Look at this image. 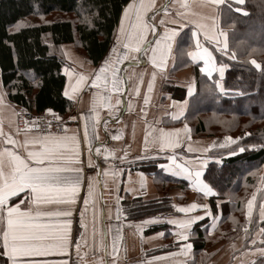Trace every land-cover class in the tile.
I'll use <instances>...</instances> for the list:
<instances>
[{"label":"crops","instance_id":"0c3cea01","mask_svg":"<svg viewBox=\"0 0 264 264\" xmlns=\"http://www.w3.org/2000/svg\"><path fill=\"white\" fill-rule=\"evenodd\" d=\"M225 2L226 0H221L219 4L212 0H131L128 5L134 4L136 7L129 9L127 13L125 9L128 5L123 9L114 40L96 66L88 61L76 44L61 45L62 55L67 62L63 74L66 76L64 93L67 88L68 95L64 94V97L73 102L74 106L70 113L61 116L67 122V130L63 134L19 130L17 119L23 109L9 101L3 88L0 69V96L3 98L0 103V153L4 154L5 173L11 170L7 152L20 155L30 166H36L35 161L27 158L28 152L43 151L45 145L24 143L34 136L41 139L49 136L61 141L64 147L59 151L75 156L69 166L81 169L80 186L70 209L71 216L68 217L71 220L68 225L70 247H65L62 251L53 248L47 255L33 259L42 264H113L114 261L115 264H189L194 258V246L191 242L194 228L208 220V233L215 232L221 218V208H216L215 214L211 199L217 193L212 188L213 192L206 194L196 180L195 172L201 171L200 182L208 184L204 180V174L208 164L213 161L210 152L233 145L238 140L221 147L215 145L218 138L192 136L186 123V112L189 99L196 91V79L193 68H186V57L208 77L216 74L219 82L224 78L226 67L216 63L212 49L218 52L228 49V40L220 28L219 15L220 7ZM142 4L144 7H140ZM140 23L149 25L145 29L143 50L130 53L135 59L120 62L128 51L123 45L134 43V26ZM174 29L176 34L173 36ZM187 29H192V35L194 32L196 35L192 37L194 47L186 56ZM153 48L156 49L155 54L152 52ZM105 61H108L107 87L104 73H100L101 78L94 86L92 79ZM176 66L181 69L176 71ZM113 68L118 70L116 75L120 77V91H116L112 85ZM80 76H84L85 80L79 81ZM73 86H76L75 92L72 91ZM145 96L148 97L147 101ZM101 97L104 98L105 105L111 104V109L101 106ZM117 100L120 101L119 104L116 103ZM94 105L96 111L93 115ZM96 120L99 123H94ZM161 132L171 134L176 146L165 145L161 148L158 143H154ZM116 136L119 139L113 138ZM219 138L229 140L231 137ZM9 139L13 142L9 143ZM47 146L51 147V144ZM188 153L192 154L191 157ZM170 156L174 157L175 163L168 159ZM120 157H124L123 162ZM44 163L64 166L68 162L56 160ZM177 164L186 165L191 170L192 178H189L187 171L174 175L173 172L179 171ZM162 165L170 170L164 171ZM146 168H150L151 172L146 171ZM113 170H117L115 183L111 175ZM89 177L93 185L92 196L89 195ZM173 179L180 183L175 184ZM51 195L54 200H58L64 193L54 192ZM85 198H88L87 205ZM34 200L35 195L29 189H24L9 197L6 204L18 205L22 212L32 211L33 215L36 211L65 210L63 204H36L32 202ZM134 200H141L143 206ZM193 202L206 204L218 219L205 215L203 208L189 213L178 211V208ZM222 202L219 200L217 206ZM117 205L120 209L119 219ZM144 208L151 213L144 214ZM191 215H204V219L188 229L191 234L185 241L177 235L181 229L168 221ZM153 218L157 222L145 223ZM64 219L63 216H40L26 220L25 223L33 226L34 231L47 232L62 228ZM4 226L5 223L0 222V229ZM0 237L2 238V231ZM241 242L242 240H238L234 243L207 245L206 251L209 254L215 252L209 264H251L262 255L257 250L240 252ZM187 244H191L190 249L185 247Z\"/></svg>","mask_w":264,"mask_h":264},{"label":"trees","instance_id":"16d2710c","mask_svg":"<svg viewBox=\"0 0 264 264\" xmlns=\"http://www.w3.org/2000/svg\"><path fill=\"white\" fill-rule=\"evenodd\" d=\"M130 1L0 0V69L9 101L33 114L56 112L63 117L70 113L74 106L64 97L67 62L61 45L76 44L90 63L98 65ZM219 15L228 49L222 54L212 49V53L216 63L226 67L225 76L221 82L216 74L208 77L186 57V68H193L196 79L186 123L194 138L240 139L209 154L213 161L204 180L217 193L211 205L215 214L221 208V218L213 234L208 233V220L194 228V258L189 264H209L215 252L209 254L207 245L236 242L240 236L241 251L264 249L260 232L264 229V187L259 186L264 177V0H226ZM192 37V29H187L186 56L194 47ZM240 147L245 150L239 151ZM146 171L151 172L150 168ZM252 195L256 199L247 221ZM219 200L223 202L217 206ZM143 213L151 211L144 208ZM251 264H264V255Z\"/></svg>","mask_w":264,"mask_h":264},{"label":"snow or ice","instance_id":"6c2138e0","mask_svg":"<svg viewBox=\"0 0 264 264\" xmlns=\"http://www.w3.org/2000/svg\"><path fill=\"white\" fill-rule=\"evenodd\" d=\"M213 3L219 4L221 0H212ZM136 7L134 4H129L128 8L125 9V13L128 12L129 9ZM140 7H144L142 4ZM166 10V9H165ZM177 15H180L177 13ZM139 18V14H138ZM164 21L162 20L161 23ZM136 28V37L134 43H125L123 45L126 51L125 55L120 59V62H123L124 59H135L134 56H131L130 53L138 52L143 50L142 44L145 39V29L149 28V25L146 23H140L134 26ZM176 34V30L174 29L172 35ZM195 36L196 33L194 32ZM223 35V33H221ZM159 44V41H157ZM199 47V44H197ZM226 47V44H225ZM207 53V49L204 50ZM153 54H155L156 49H152ZM193 58H195L194 54ZM210 55V54H209ZM155 63V59L153 60ZM253 63H255L253 61ZM107 64L108 61H105L103 65L99 68L98 72L95 75V78L92 79V84L94 86L97 85V82L100 80V73L105 74V87H107L108 79H107ZM259 68V65H257ZM117 69L113 68L112 70V85L116 91H120V77L116 75ZM204 71V69H202ZM155 75V74H153ZM85 77L80 76L79 81H84ZM78 81V83H79ZM151 82H149V87L151 88ZM72 91H76V86L72 87ZM68 95V90L66 88L65 93ZM71 99V97H69ZM101 106H107L111 109V104L107 103L106 105L103 103L104 98L101 97ZM110 99V98H109ZM148 100V97L145 96V101ZM3 102L2 96H0V103ZM117 104L120 103L119 100L116 101ZM47 111H51L50 109ZM93 115L95 114L96 108L95 105L93 107ZM111 115V112L109 113ZM75 119V117H73ZM87 119V118H86ZM94 123H99L98 120L94 121ZM38 127V126H37ZM187 127V126H185ZM177 132L179 130H176ZM2 134V132H0ZM245 135H248L245 133ZM87 137V132H86ZM114 139H119V136L113 137ZM233 143L240 138H228ZM147 141V136H146ZM9 143H12V140H8ZM154 143H158L161 148L165 145L169 147H175L176 144L171 138V134H165L161 132V134L155 138ZM25 144L33 143V144H42L45 145L43 151H29L28 159L31 161H35L36 166H30L25 162L20 155H17L13 152H7L9 157V161L11 164V170L6 174L4 171L5 164L3 160V153H0V222H4L5 226L0 229L2 231V247H0V260L3 261V264H42V262L33 259V257L47 255L49 251L53 248L57 250H63L65 247H70L71 241L69 239V229L68 225H70L71 220L68 217L71 216V206L75 201L78 188L80 186V172L81 169L77 167H70L72 160L75 158L74 154L69 156L68 154L59 151V149L64 147V144L59 140H53L51 137L46 136L43 139L39 136H34L31 140L26 139L24 141ZM51 144V147L47 145ZM250 147H255L254 145ZM243 147L239 148V151H244ZM7 151V150H6ZM99 154V149L97 150ZM233 154V153H229ZM114 155V153H113ZM138 159H144L146 157H137ZM123 162L124 157H120ZM170 161L175 163L174 157H168ZM56 160H64L68 163L64 166H58L54 163L45 164V161H56ZM91 163V161H89ZM164 171H169L170 169L161 166ZM178 172H173L174 175L182 174L187 171L189 178H192L191 170L187 168L186 165L177 164ZM71 173H75V175H71ZM105 174H108V170H105ZM201 171L195 172V178L198 183L201 184V188L206 192V194H211L213 192L212 187L208 184L200 182L199 178L201 176ZM113 177V183H115V176L117 175V170H113L111 173ZM89 195H94L93 185L91 182V178L89 177ZM29 189L31 194L35 195V200L32 201L36 204H52L58 203L65 205L64 211L51 212V211H36L33 215L32 211L22 212L18 205H8L6 201L9 197L17 195L18 192ZM64 193V196L58 200H54L52 197V193ZM85 204H88V198H85ZM252 201L249 200V207H251ZM264 207V206H262ZM198 208L205 209V215L212 216V218L218 219L215 215L211 213L208 206L206 204H197L195 202L178 208V211L189 213L194 212ZM117 219L120 218V209L117 205ZM63 216L65 217L63 221V227L57 229L56 231H47L40 232L34 231L33 226L26 224V220L34 219L35 217L40 216ZM262 219H264V213H262ZM204 219V215H191L187 216L183 219H169L170 224H175L178 229H181L177 233L180 239L185 241L188 240L189 235L191 234L188 229L191 228L198 221H202ZM157 222L155 218L145 221V223H155ZM207 231V229H206ZM261 234H264V229L260 230ZM255 243V241H252ZM187 248H191V244L185 245ZM77 248L79 249V244H77ZM115 248V245H114ZM262 255H264V249H257ZM67 264V262H64ZM115 264V261L113 262Z\"/></svg>","mask_w":264,"mask_h":264},{"label":"built area","instance_id":"2783aa9c","mask_svg":"<svg viewBox=\"0 0 264 264\" xmlns=\"http://www.w3.org/2000/svg\"><path fill=\"white\" fill-rule=\"evenodd\" d=\"M17 125L21 131H38L41 134H63L67 130V122L56 112L43 114L22 112Z\"/></svg>","mask_w":264,"mask_h":264},{"label":"rangeland","instance_id":"374dc122","mask_svg":"<svg viewBox=\"0 0 264 264\" xmlns=\"http://www.w3.org/2000/svg\"><path fill=\"white\" fill-rule=\"evenodd\" d=\"M225 52V51H224ZM224 52H222V51H219V53L220 54H222V53H224ZM224 138L225 137H228V136H223ZM216 138H218L216 141H217V143H215V145L217 146V144H218V146H223V145H228V144H230V141L231 140H222V138H219V137H216ZM214 147V146H213ZM189 154V156L191 157V153H188ZM262 176H264V174L262 175ZM259 186H263L264 187V177H263V179H262V181L260 182V184H259ZM255 199H256V197L254 196V195H252L251 197H250V199L249 200H251L252 201V204H251V207H249V201H248V204H247V207H246V212H245V219L247 220V221H249L250 220V218H251V215H252V212H253V209H254V204H255ZM249 210V211H248ZM159 211V210H158ZM248 212H250V213H248ZM240 238H242L243 239V237L242 236H240L239 238H237V240H236V242H238V240H240ZM222 243H224V242H222ZM232 243H234V242H232ZM242 243V242H241ZM220 244V243H219ZM240 244V243H239ZM213 246V245H212ZM242 246V245H241ZM241 246H240V252H241V250H243L242 248H241Z\"/></svg>","mask_w":264,"mask_h":264}]
</instances>
